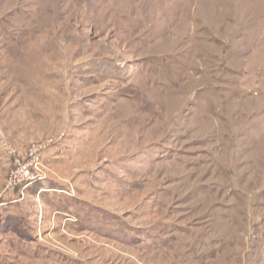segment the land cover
<instances>
[{
	"label": "rangeland",
	"instance_id": "obj_1",
	"mask_svg": "<svg viewBox=\"0 0 264 264\" xmlns=\"http://www.w3.org/2000/svg\"><path fill=\"white\" fill-rule=\"evenodd\" d=\"M0 264H264V0H0Z\"/></svg>",
	"mask_w": 264,
	"mask_h": 264
},
{
	"label": "trees",
	"instance_id": "obj_2",
	"mask_svg": "<svg viewBox=\"0 0 264 264\" xmlns=\"http://www.w3.org/2000/svg\"><path fill=\"white\" fill-rule=\"evenodd\" d=\"M13 226H14V228L17 226V224L15 223V222H13ZM16 230V229H15ZM17 231V230H16ZM18 233H20L21 234V232H18Z\"/></svg>",
	"mask_w": 264,
	"mask_h": 264
}]
</instances>
